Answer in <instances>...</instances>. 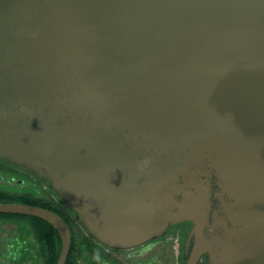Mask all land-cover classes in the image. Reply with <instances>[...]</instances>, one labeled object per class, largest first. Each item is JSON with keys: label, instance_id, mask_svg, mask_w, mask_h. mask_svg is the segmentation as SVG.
Masks as SVG:
<instances>
[{"label": "water", "instance_id": "water-1", "mask_svg": "<svg viewBox=\"0 0 264 264\" xmlns=\"http://www.w3.org/2000/svg\"><path fill=\"white\" fill-rule=\"evenodd\" d=\"M0 159L109 248L264 264V0H0Z\"/></svg>", "mask_w": 264, "mask_h": 264}, {"label": "flooded vegetation", "instance_id": "flooded-vegetation-1", "mask_svg": "<svg viewBox=\"0 0 264 264\" xmlns=\"http://www.w3.org/2000/svg\"><path fill=\"white\" fill-rule=\"evenodd\" d=\"M0 175L6 179L7 187L12 190L3 193L8 199L0 200V203L35 206L61 216L62 213L55 204L62 201L49 188L47 181L2 159ZM40 186L43 189H40ZM49 195L53 200H45ZM64 220L71 233L70 250L65 264H78L77 257L83 253L89 256V264H165L173 257L171 250L156 248L162 243L166 247L168 240L175 236L178 244L175 260L178 264H186L183 248L191 227L189 223L175 226L163 237L138 247L117 250L101 244L89 234L80 235L82 237L78 241L69 223ZM61 249V237L47 222L31 216L0 214V264H57Z\"/></svg>", "mask_w": 264, "mask_h": 264}, {"label": "rangeland", "instance_id": "rangeland-1", "mask_svg": "<svg viewBox=\"0 0 264 264\" xmlns=\"http://www.w3.org/2000/svg\"><path fill=\"white\" fill-rule=\"evenodd\" d=\"M40 189H43V187L40 186ZM10 191H12V190L9 187H7L6 179L0 175V194L10 192ZM48 198L53 200L51 195H49L48 197H45V200ZM55 205L57 208L60 209V212L62 213V217L64 216L65 217L64 219H66L67 222L69 223V225L72 229V232H74V234L76 235V239L78 241L81 239V237L83 235L89 236L86 229L77 220L75 215L66 208V206L64 205L63 202H58ZM80 235H82V236H80ZM175 238H176V236L169 239L166 247H164L163 243H162V244L158 245L156 248V250H161V249H170L171 250L170 254L173 257L170 258L169 262H167L165 264H178L175 260L176 255H177V249H178V244L175 241ZM77 258H78V264H89V256L86 253L79 254Z\"/></svg>", "mask_w": 264, "mask_h": 264}, {"label": "trees", "instance_id": "trees-1", "mask_svg": "<svg viewBox=\"0 0 264 264\" xmlns=\"http://www.w3.org/2000/svg\"><path fill=\"white\" fill-rule=\"evenodd\" d=\"M7 199H8L7 197H4V194L3 195L0 194V200H7ZM56 212H58V211L56 210ZM58 213L60 214V212H58ZM60 215L62 216V214H60Z\"/></svg>", "mask_w": 264, "mask_h": 264}]
</instances>
